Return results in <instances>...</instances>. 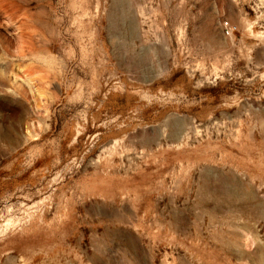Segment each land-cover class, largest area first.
Segmentation results:
<instances>
[{"label":"rangeland","instance_id":"rangeland-1","mask_svg":"<svg viewBox=\"0 0 264 264\" xmlns=\"http://www.w3.org/2000/svg\"><path fill=\"white\" fill-rule=\"evenodd\" d=\"M0 264H264V0H0Z\"/></svg>","mask_w":264,"mask_h":264},{"label":"built area","instance_id":"built-area-1","mask_svg":"<svg viewBox=\"0 0 264 264\" xmlns=\"http://www.w3.org/2000/svg\"><path fill=\"white\" fill-rule=\"evenodd\" d=\"M225 31L227 34H230L232 32V27L229 22H225Z\"/></svg>","mask_w":264,"mask_h":264}]
</instances>
